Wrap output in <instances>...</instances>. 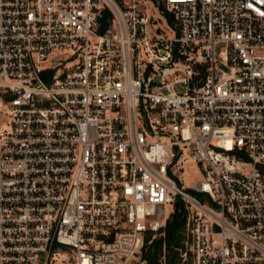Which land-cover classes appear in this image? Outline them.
<instances>
[{
  "label": "built area",
  "instance_id": "built-area-1",
  "mask_svg": "<svg viewBox=\"0 0 264 264\" xmlns=\"http://www.w3.org/2000/svg\"><path fill=\"white\" fill-rule=\"evenodd\" d=\"M2 119L0 264H264V0H0Z\"/></svg>",
  "mask_w": 264,
  "mask_h": 264
},
{
  "label": "trees",
  "instance_id": "trees-1",
  "mask_svg": "<svg viewBox=\"0 0 264 264\" xmlns=\"http://www.w3.org/2000/svg\"><path fill=\"white\" fill-rule=\"evenodd\" d=\"M184 215L185 206L178 201L165 233L155 241L154 264H160L162 259L164 264L182 263L181 255L186 250Z\"/></svg>",
  "mask_w": 264,
  "mask_h": 264
},
{
  "label": "rangeland",
  "instance_id": "rangeland-1",
  "mask_svg": "<svg viewBox=\"0 0 264 264\" xmlns=\"http://www.w3.org/2000/svg\"><path fill=\"white\" fill-rule=\"evenodd\" d=\"M58 53H53L51 56V59L44 64V66H48V67H54V64L56 62L53 63V61H55L57 59V55ZM3 123H5V120L2 119L0 121V125H2ZM185 180H186V184L191 188L194 187L198 182L203 181L204 180V176L202 171L200 170L199 166L194 163L193 161H189L186 170H185ZM186 264H190V258L189 261Z\"/></svg>",
  "mask_w": 264,
  "mask_h": 264
}]
</instances>
